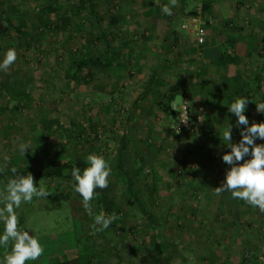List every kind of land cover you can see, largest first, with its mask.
<instances>
[{
    "label": "rangeland",
    "instance_id": "374dc122",
    "mask_svg": "<svg viewBox=\"0 0 264 264\" xmlns=\"http://www.w3.org/2000/svg\"><path fill=\"white\" fill-rule=\"evenodd\" d=\"M94 1L102 19L114 15L122 20L111 32L115 49L124 44L123 57L118 59L119 66L96 73L94 79L82 73L69 80L66 76L73 74V60L84 42L39 22L41 9L53 1L0 0V20L5 22L9 16L15 26L24 21L30 33L25 39L14 29L0 32V57L9 48L17 53L9 69L0 72V190L8 182L7 163L35 170L55 159H71L84 150L81 132L83 139L90 136L95 143L97 135L99 151L92 153L107 160L128 128L131 166L133 161L138 162L136 166L152 162L144 166L139 186L145 205L165 220L167 240L155 231H145L139 211L128 205V196L113 176L112 185L96 189L108 216H116L102 231L96 230L98 225L93 227L97 214L92 208L90 213L85 211L82 198L73 190V178L43 179L36 185H44L48 196L34 197L16 210L20 225L40 240L41 258L50 256L57 262L82 255L86 262L88 251L92 264H162L150 248L149 241L155 237L166 247L171 264H239L246 254V264H264V213L233 200L228 192L215 193L229 167L221 159L228 151L223 132L232 124V142L241 138L236 118L229 104L212 94L204 104L199 89V85L211 89L207 77L218 89L226 78L241 75L239 83L249 82L248 94H253L254 102L262 100L264 82L254 77L264 68V0H176L171 16L160 10L169 0ZM79 2L55 1L54 10L44 19L56 25L60 13ZM204 4L209 5L207 12H203ZM196 13L207 30L204 45L197 44L184 27ZM89 20L87 10L75 16L78 24L87 27ZM94 33L107 51L100 32ZM235 49L241 53L240 65L216 64L223 53L238 54ZM154 76L155 86L163 91L180 87L176 102L189 100L192 116L202 117L203 125L208 121L213 128L210 137L177 131L176 118L157 108L154 90L147 100L136 103ZM248 118L259 123L264 114L255 111ZM47 119L59 122L61 132L46 134L41 124ZM148 139L154 147L145 144ZM21 143L27 147L25 155L19 150ZM123 221L128 225L125 233L120 231ZM10 250V244L0 248V258Z\"/></svg>",
    "mask_w": 264,
    "mask_h": 264
},
{
    "label": "trees",
    "instance_id": "16d2710c",
    "mask_svg": "<svg viewBox=\"0 0 264 264\" xmlns=\"http://www.w3.org/2000/svg\"><path fill=\"white\" fill-rule=\"evenodd\" d=\"M52 1L53 3L51 5H47L46 7L41 9L42 13L39 18V22L45 23V27L47 29L56 27L61 29L62 31H68L70 33V39L74 37H80V39L84 42L82 50L79 52L77 58L73 60V74L66 76L67 78H69V80L80 78L79 75L82 73L84 74V76L88 77L89 80H91L95 78L94 76L96 73L106 72L116 66H119L120 63L118 59L123 57L121 54V49L124 44H120V47H117V49L114 48L115 43L113 42L114 38L111 30L112 28L120 26V24L122 23V20L120 18L111 15L107 20H104L98 13V3H96L94 0H80L79 4L71 3V7L67 8L65 12L61 11V17L55 25V23H51L48 20L46 21L44 19L46 13L54 10V3L58 0ZM208 8L209 5L204 4L203 12H207ZM83 10H87L90 16L89 27H87L83 23L78 24L75 21V16H79ZM195 15H197V13ZM8 29L16 30V32L25 39L30 36V33L28 32L24 21L20 26H15L13 19L9 16L6 17L5 22L3 20H0V32H6ZM95 30H98L100 32L101 36L106 42L107 51H104L99 46L98 38L94 33ZM142 37L145 38L144 35H142ZM241 62L242 59L239 54L234 55L230 53V55H227L223 53L222 56L217 59L216 64L220 66H228L240 65ZM263 73L264 68L254 77V79H256L259 83L262 82V84L264 82V77L262 78ZM235 76L232 79L225 77V82L221 83L218 89H206L204 85H199V89L201 90L200 92L204 94L203 102L204 104H206V98L210 94L216 96L220 100V102L222 100L225 101L226 104H230L234 101L235 98L245 95L250 100L248 103L249 108H247L246 111V115L250 117L252 113L257 111L256 103L264 102V96L262 97V100L254 102V97H252L253 94L251 92L248 94V90L251 88L249 82L239 83L241 81V79H239V76L241 75H239L238 77ZM155 77L156 76L152 77L146 83V86L143 92L138 96L136 103H141L147 100L150 96V92L154 90L156 97L154 100L160 112L170 118H177V113L173 109V104L177 101L178 97L181 96L180 87L178 85H174L168 90L163 91L161 90V88L155 86ZM257 90H261V87L258 86ZM216 109H219V107H217ZM132 116L133 115H130L128 117L129 124L133 122ZM193 119L196 120L198 119V117L194 116ZM41 125L43 131L48 135L61 132L62 130L59 122H52L48 119L43 120ZM200 129L203 136L205 134V136L207 135L208 137H210L211 134L214 133L213 128H210L208 121H205L203 125V119ZM129 136L130 130L127 128L123 131L122 135L118 139V146L114 152L113 157H111V155L106 156L112 168L111 176L115 177L119 181L120 185H122V190L129 198L128 205L131 208H136L139 211L140 216L144 222L143 228H145V231H155L157 232L156 235L161 234L163 240H167L165 234V220L160 219L150 210V208H148V206L145 205L143 201V191L139 186L138 178L143 172L144 166L148 163L151 164L152 162L150 160H146L144 162H139L140 164L136 166V163L138 162L133 161L131 166V163L129 161ZM84 137L85 134L81 132L79 138L81 139L83 144L82 150H84L81 154H78L71 159H55L44 167L35 170L28 167H20L13 163H7L6 169L8 180L13 176V173L10 171L12 167H16L19 174L27 175L28 173H31L34 177L35 184L43 179L71 180L72 168L78 167L82 171L85 167H87V164L85 162L87 155L92 153V150L99 151V147L97 145V135H95L94 137L96 143L95 141L93 142L90 136L86 137V139H83ZM148 142L149 139L146 140L145 144L154 147L152 142ZM228 151H230V149H228ZM109 180L110 182L108 185H112V181L110 178ZM103 205L104 198L102 195L97 196L96 199L94 197V200L91 202V208L95 211L96 214L103 212L106 216H108V210H106ZM135 228L137 230H141L138 227ZM120 231H123L124 233L128 231V225L126 221L122 222ZM149 244L152 252L159 255V257L161 258L162 264H171L168 258L167 249L162 242H160L155 237H151ZM85 256L87 258L86 262H83L82 255H79L51 264H92V253L86 251ZM257 258L259 257L257 256ZM43 259L47 262V258H42L41 260L40 257L39 260H37L38 264H44ZM248 260L249 257L246 254L242 257L239 264H246Z\"/></svg>",
    "mask_w": 264,
    "mask_h": 264
},
{
    "label": "clouds",
    "instance_id": "9594fccd",
    "mask_svg": "<svg viewBox=\"0 0 264 264\" xmlns=\"http://www.w3.org/2000/svg\"><path fill=\"white\" fill-rule=\"evenodd\" d=\"M171 5V6H170ZM176 0H169V4L161 7V12L171 16L172 7ZM17 53L14 48H9L0 57V72H6L16 61ZM247 97H237L228 106L229 112L236 118L235 127L241 137L238 142H232L231 124L223 132L225 146L230 151L222 155V161L229 167L225 170L224 179L220 186L215 188L216 195L223 192L231 194L233 200L243 201L253 209L264 213V143H256L257 140L264 141V121L250 123L246 115ZM256 110L264 114V102L256 103ZM27 147L19 145V150L25 155ZM85 162L87 167L82 171L73 167L71 176L73 178V190L82 198V204L87 212H91V202L99 193L96 189L108 187L109 178L112 174L110 163L103 155L90 153ZM13 173L3 189L0 190V248L11 250L0 258V264H27L28 261H37L43 254V246L34 232L25 230L20 225L17 209L22 204L32 202L34 197L42 198L48 196L45 186L34 182L31 173L19 174L16 167H12ZM94 224L97 231L107 229L116 216H106L103 212L94 216Z\"/></svg>",
    "mask_w": 264,
    "mask_h": 264
},
{
    "label": "built area",
    "instance_id": "2783aa9c",
    "mask_svg": "<svg viewBox=\"0 0 264 264\" xmlns=\"http://www.w3.org/2000/svg\"><path fill=\"white\" fill-rule=\"evenodd\" d=\"M184 27L188 29L190 36L195 39L197 44L204 45L207 43V30L199 15L188 17ZM173 109L177 113L175 129L199 137L201 135L202 117H198L196 120L193 119L189 100L184 98L180 104L175 102Z\"/></svg>",
    "mask_w": 264,
    "mask_h": 264
},
{
    "label": "crops",
    "instance_id": "0c3cea01",
    "mask_svg": "<svg viewBox=\"0 0 264 264\" xmlns=\"http://www.w3.org/2000/svg\"><path fill=\"white\" fill-rule=\"evenodd\" d=\"M236 50V49H235ZM211 51V50H210ZM210 51H208V53H209V55H211L210 54ZM235 52H237L238 54H240L241 55V53H239L237 50L235 51ZM213 54V53H212ZM229 66H232V65H229ZM228 66V67H229ZM227 77H230V75L228 76V75H226ZM206 80H209V83H211L210 84V87H211V89H215V86H214V83H212V81H211V79L210 78H205ZM184 99V98H183ZM44 258V257H43ZM41 260H42V258H41ZM43 262H44V264H51V263H55V262H52V259H51V257H47V262H46V260H44L43 259ZM46 262V263H45ZM27 264H38V262L37 261H28L27 262ZM43 264V263H42Z\"/></svg>",
    "mask_w": 264,
    "mask_h": 264
}]
</instances>
